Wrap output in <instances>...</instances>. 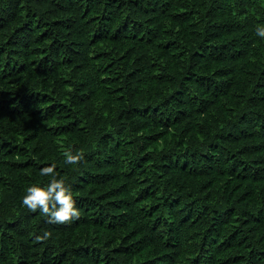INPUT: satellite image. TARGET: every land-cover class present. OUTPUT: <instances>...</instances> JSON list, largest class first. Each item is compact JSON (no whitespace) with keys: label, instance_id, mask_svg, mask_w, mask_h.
I'll list each match as a JSON object with an SVG mask.
<instances>
[{"label":"trees","instance_id":"16d2710c","mask_svg":"<svg viewBox=\"0 0 264 264\" xmlns=\"http://www.w3.org/2000/svg\"><path fill=\"white\" fill-rule=\"evenodd\" d=\"M258 26L264 0H0V264H264ZM53 161L64 223L21 203Z\"/></svg>","mask_w":264,"mask_h":264},{"label":"clouds","instance_id":"9594fccd","mask_svg":"<svg viewBox=\"0 0 264 264\" xmlns=\"http://www.w3.org/2000/svg\"><path fill=\"white\" fill-rule=\"evenodd\" d=\"M256 33L264 38V26H258ZM62 155L66 164H78L83 158L82 152H72L63 150ZM40 175L50 177V179L33 183L27 186L21 203L29 210L45 214L52 223L68 222L79 216V208L73 195L72 185L60 176L56 171V163L43 166ZM47 232L42 237H46Z\"/></svg>","mask_w":264,"mask_h":264}]
</instances>
